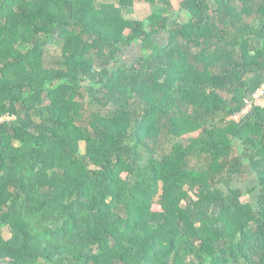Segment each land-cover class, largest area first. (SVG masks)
Returning a JSON list of instances; mask_svg holds the SVG:
<instances>
[{"label":"trees","instance_id":"16d2710c","mask_svg":"<svg viewBox=\"0 0 264 264\" xmlns=\"http://www.w3.org/2000/svg\"><path fill=\"white\" fill-rule=\"evenodd\" d=\"M263 83L264 0H0V264H264Z\"/></svg>","mask_w":264,"mask_h":264},{"label":"rangeland","instance_id":"374dc122","mask_svg":"<svg viewBox=\"0 0 264 264\" xmlns=\"http://www.w3.org/2000/svg\"><path fill=\"white\" fill-rule=\"evenodd\" d=\"M175 6L177 7V2H175ZM149 11H150V8L148 7V5H146V4H136L133 8H131V9H129V10H127L126 12H125V15H126V17L128 18V17H132V18H144L145 16H147L148 14H149ZM186 16L184 15V18H185ZM163 38H164V36H163ZM162 38V36H158L157 38H156V41L157 42H159V43H164V40L165 39H163ZM134 49H136L137 50V52H138V55L137 56H139L140 55V52H139V50H138V47H134ZM56 55V50L55 49H50V51L48 50V52H47V55H46V57L49 59L50 58V56H55ZM127 57L125 56V59H126ZM136 59H133V61H135ZM83 145H81V149L83 150ZM239 182H245L244 184L246 185V184H248L249 185V187H252L253 185H255L256 183H255V178H254V176L253 175H246V176H244V179L242 178H240V179H237L234 183H233V186H235V187H241L242 189H244V184H242V185H239ZM246 197H248V199L250 198V202L252 201H254L255 200V196L254 195H249V196H246ZM4 236L7 238L8 237V234H7V232L5 231L4 232Z\"/></svg>","mask_w":264,"mask_h":264},{"label":"built area","instance_id":"2783aa9c","mask_svg":"<svg viewBox=\"0 0 264 264\" xmlns=\"http://www.w3.org/2000/svg\"><path fill=\"white\" fill-rule=\"evenodd\" d=\"M263 96H264V83L260 86V88H258L252 94L251 99L248 98L245 100V106L243 107V109L239 113L233 115L231 117V120L235 122H239L244 117V115H247L251 111L253 100L259 99Z\"/></svg>","mask_w":264,"mask_h":264},{"label":"crops","instance_id":"0c3cea01","mask_svg":"<svg viewBox=\"0 0 264 264\" xmlns=\"http://www.w3.org/2000/svg\"><path fill=\"white\" fill-rule=\"evenodd\" d=\"M158 36H162V35H158ZM157 36V37H158ZM162 38H163V36H162ZM164 39V38H163ZM135 51H131V52H129L127 55H126V60L127 61H131V60H133V59H135L136 57H139V56H137L138 55V52H137V50L136 49H134Z\"/></svg>","mask_w":264,"mask_h":264}]
</instances>
